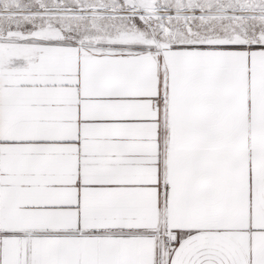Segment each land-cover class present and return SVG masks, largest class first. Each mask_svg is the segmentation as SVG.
<instances>
[{
	"label": "snow or ice",
	"instance_id": "obj_1",
	"mask_svg": "<svg viewBox=\"0 0 264 264\" xmlns=\"http://www.w3.org/2000/svg\"><path fill=\"white\" fill-rule=\"evenodd\" d=\"M0 264H264V0H0Z\"/></svg>",
	"mask_w": 264,
	"mask_h": 264
}]
</instances>
